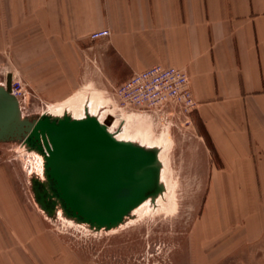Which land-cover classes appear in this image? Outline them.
<instances>
[{
    "label": "crops",
    "instance_id": "obj_1",
    "mask_svg": "<svg viewBox=\"0 0 264 264\" xmlns=\"http://www.w3.org/2000/svg\"><path fill=\"white\" fill-rule=\"evenodd\" d=\"M102 28L111 29L110 42L91 47L90 33ZM8 49L51 101L67 97L78 71L90 70L85 55H97L118 84L157 64L186 68L197 101L192 115L219 156L210 188L238 191L228 199L239 205L229 207L236 219L247 212L243 196L247 203L258 200L264 189V0H0V53ZM7 185L0 180V264H96L39 223L29 227L30 211H17Z\"/></svg>",
    "mask_w": 264,
    "mask_h": 264
},
{
    "label": "rangeland",
    "instance_id": "obj_2",
    "mask_svg": "<svg viewBox=\"0 0 264 264\" xmlns=\"http://www.w3.org/2000/svg\"><path fill=\"white\" fill-rule=\"evenodd\" d=\"M97 57L85 55L90 70L78 71L75 89L62 99L41 97L34 79L20 69L9 49L0 53V82L6 81L8 72L16 76L15 87L25 92L21 112L31 118L87 95L104 104L108 99L110 104L117 103L112 91L120 81L103 70ZM127 111L150 116L156 135L170 131L173 201L167 209L142 215L117 231L84 227L59 210L51 218L34 199L32 179L35 175L40 178V155L20 141L0 142V180L8 181L9 200L19 201L17 211H30L29 227L39 223L80 258L96 264H264V189H258L255 204L247 203L243 196L247 212H239L236 219L229 207L237 209L239 205H228L235 189L225 192L209 186L211 164L218 159L208 152L192 114L189 121L178 113Z\"/></svg>",
    "mask_w": 264,
    "mask_h": 264
},
{
    "label": "water",
    "instance_id": "obj_3",
    "mask_svg": "<svg viewBox=\"0 0 264 264\" xmlns=\"http://www.w3.org/2000/svg\"><path fill=\"white\" fill-rule=\"evenodd\" d=\"M12 74L0 85V142L20 141L44 155L45 179H32L34 199L51 218L56 210L111 229L145 200L163 191L156 148L118 140L96 116L76 119L23 116L11 92Z\"/></svg>",
    "mask_w": 264,
    "mask_h": 264
},
{
    "label": "bare ground",
    "instance_id": "obj_4",
    "mask_svg": "<svg viewBox=\"0 0 264 264\" xmlns=\"http://www.w3.org/2000/svg\"><path fill=\"white\" fill-rule=\"evenodd\" d=\"M11 73V72H9ZM13 76L14 74L11 73ZM6 86V82L3 84ZM143 112H132L120 108L117 103L110 104L109 99L106 104L101 99L93 95H87L81 100L73 99L72 101L63 105H55L43 111L40 115H49L53 118H62L64 115H70L73 118L81 119L86 115L96 116L101 123L105 121L108 116L112 117V122L107 125V129L112 133L116 139L123 141H132L144 145L146 147L156 148L162 163L161 181L163 183V191L155 199H147L137 206L132 213L127 216L119 225L105 230L117 231L119 228L125 227L129 224L135 223L142 215H154L165 209L172 203V189H173V166L171 159V134L169 129L156 135L154 122L150 116L142 114ZM38 153V152H36ZM40 155V179H45V159L44 155ZM38 208L43 209L38 205ZM59 212H63L67 217L73 219L84 227H92L90 224L78 221L76 218L68 216L61 207H58ZM44 212V211H43ZM46 214V212H45ZM99 229V230H100Z\"/></svg>",
    "mask_w": 264,
    "mask_h": 264
},
{
    "label": "built area",
    "instance_id": "obj_5",
    "mask_svg": "<svg viewBox=\"0 0 264 264\" xmlns=\"http://www.w3.org/2000/svg\"><path fill=\"white\" fill-rule=\"evenodd\" d=\"M112 37L109 28L90 33L91 47L108 44ZM7 84V81H5ZM16 76L12 75L11 92L21 102L24 88H16ZM6 87V86H5ZM112 100L123 109L140 110L148 113H178L189 117L197 107L191 88L189 71L184 67L153 65L141 71H134L126 80L116 85Z\"/></svg>",
    "mask_w": 264,
    "mask_h": 264
},
{
    "label": "trees",
    "instance_id": "obj_6",
    "mask_svg": "<svg viewBox=\"0 0 264 264\" xmlns=\"http://www.w3.org/2000/svg\"><path fill=\"white\" fill-rule=\"evenodd\" d=\"M204 138H205V140H206V142H207V145H208V147H209V149H210V151H211L213 157H215V158L218 159L219 156L217 155L216 150H215V148H214V146H213L211 140H210L206 135H204Z\"/></svg>",
    "mask_w": 264,
    "mask_h": 264
}]
</instances>
